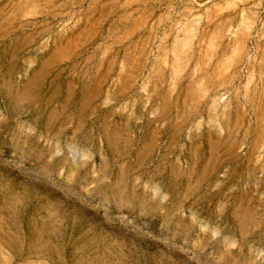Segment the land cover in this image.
I'll use <instances>...</instances> for the list:
<instances>
[{
	"label": "rangeland",
	"instance_id": "obj_1",
	"mask_svg": "<svg viewBox=\"0 0 264 264\" xmlns=\"http://www.w3.org/2000/svg\"><path fill=\"white\" fill-rule=\"evenodd\" d=\"M0 264H264V0H0Z\"/></svg>",
	"mask_w": 264,
	"mask_h": 264
}]
</instances>
